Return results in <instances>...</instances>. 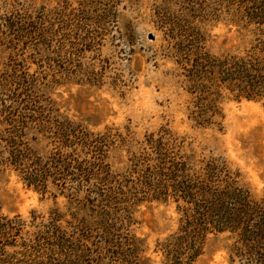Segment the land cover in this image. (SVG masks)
I'll return each instance as SVG.
<instances>
[{"label": "trees", "instance_id": "obj_1", "mask_svg": "<svg viewBox=\"0 0 264 264\" xmlns=\"http://www.w3.org/2000/svg\"><path fill=\"white\" fill-rule=\"evenodd\" d=\"M90 1L84 0L79 20L103 29L118 0ZM178 3L176 65L193 97L188 119L198 127L216 123L227 96L258 102L264 112V0ZM47 11L44 5L0 0V48L18 43L23 48L27 41L46 46ZM220 21L253 38L238 52H210L203 29ZM43 57L37 61L41 66L54 60ZM12 71L22 84L20 98L32 107H0V125L8 128L0 133V172L15 171L28 187L49 192L54 203L63 193L66 204L63 210L55 204L47 216L32 212L28 219L0 211V264H153L143 239L132 231L133 212L143 202L168 199L176 205L178 226L156 243L160 264H192L206 236L224 232L231 239V262L264 264V193L253 198L222 158L196 159L186 153L183 139L163 126L143 136L121 172L113 171L106 159L114 134L88 131L55 103L44 105L31 93L30 78L17 75L15 66ZM33 130L40 134L34 140L57 143L44 158L20 145ZM71 182L75 186L67 187Z\"/></svg>", "mask_w": 264, "mask_h": 264}, {"label": "rangeland", "instance_id": "obj_2", "mask_svg": "<svg viewBox=\"0 0 264 264\" xmlns=\"http://www.w3.org/2000/svg\"><path fill=\"white\" fill-rule=\"evenodd\" d=\"M15 1L44 5L49 10L50 35L44 41L46 46L27 41L23 48L20 43L0 48V107H32L20 98L22 84L13 76L15 66L17 75L30 78L31 93L44 105L55 103L61 113L88 131L114 134L115 143L106 159L113 171L123 170L130 151H138L145 134L164 126L183 139L187 154L195 153L196 159L222 158L253 198L264 193V112L258 102L225 95L228 98L220 105L222 117L216 123L198 127L187 117L193 97L185 91V77L176 65L178 0H118L114 16L103 29L80 22L84 0ZM205 27V46L215 54L241 51L253 38L224 21ZM73 46L77 54H73ZM43 55L54 60L41 66L37 61ZM6 127L0 125V133ZM37 135L35 130L27 132L20 145L25 143L34 155L44 158L57 143L34 140ZM74 186V182L67 184ZM62 194L54 203L49 192L42 194L28 187L15 171L0 172V211L5 215L28 219L34 212L47 216L56 205L65 208ZM133 218L137 223L132 231L146 244V256L160 264L161 255L154 248L176 231L175 203L171 199L143 202ZM230 247L228 233H210L192 264H239L230 261Z\"/></svg>", "mask_w": 264, "mask_h": 264}]
</instances>
